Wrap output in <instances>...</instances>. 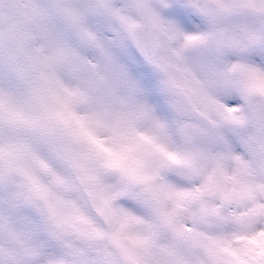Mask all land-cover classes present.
I'll return each mask as SVG.
<instances>
[{"label": "snow or ice", "instance_id": "obj_1", "mask_svg": "<svg viewBox=\"0 0 264 264\" xmlns=\"http://www.w3.org/2000/svg\"><path fill=\"white\" fill-rule=\"evenodd\" d=\"M0 264H264V0H0Z\"/></svg>", "mask_w": 264, "mask_h": 264}]
</instances>
